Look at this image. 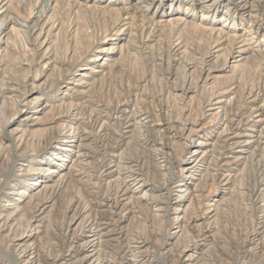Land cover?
I'll return each instance as SVG.
<instances>
[{
    "label": "rangeland",
    "instance_id": "obj_1",
    "mask_svg": "<svg viewBox=\"0 0 264 264\" xmlns=\"http://www.w3.org/2000/svg\"><path fill=\"white\" fill-rule=\"evenodd\" d=\"M213 1L2 0L0 89L5 83L4 86L13 90H0V211L3 215H8L14 209L13 203L23 209L0 231V264H20L18 251L26 247H37L43 257L50 258L58 252L67 255L68 247L58 248L57 245L67 227L78 231L84 215L95 204H99L107 193L116 189V186L110 187L112 183L107 184L101 176L103 168L118 155L132 157V164H138L141 158L137 156L141 149L146 154L148 148H151L149 145L140 146L142 131L137 128V122H145L149 126L150 136L162 137V141L168 145L163 150L174 157L170 164H166L160 157L149 160L150 163L147 158L146 161L141 160L139 166L142 165V178H148L151 183L132 193L131 201H136V204L139 201L138 205L144 204V200L140 201L137 197L144 190L162 197L169 195L173 200L175 195L172 194L178 193L181 180H187L186 174L189 173L187 170L181 172V168L193 165V159L201 156L205 149L209 150V143L223 128L221 122L218 126L207 122L208 119L203 115L208 108L202 107L201 103L215 89L230 90L232 87L235 88L227 97L233 96V105L243 104L248 93H253L257 102L264 99V21L258 22L261 26L258 24L254 33L247 35L245 31L253 18L241 7L251 0H219L220 5L215 9L211 6ZM204 5L210 7L208 12L203 9ZM209 26L215 29L208 30ZM239 35L242 36L238 37ZM243 37L248 39L246 42L251 41L249 45L240 42ZM113 46L118 49L110 50L109 47ZM247 47L249 50L238 51ZM239 53L245 54V59L231 63V57ZM100 56L103 59L96 61V57ZM205 59H209L208 63L216 67L228 64L230 67L216 71L215 79L202 84L197 78L199 67H202ZM192 64L197 67L195 70ZM79 81L83 83L81 86L73 85ZM188 84L193 85L192 90L183 95L181 88ZM68 86H74L75 90H68ZM18 99L26 106L21 107V112L17 113L16 108L19 107L14 100ZM43 105L41 111L33 112L35 114L32 115L36 118L33 121L26 120L31 123L25 124L24 117L30 115L34 108L38 109ZM72 106L79 107L82 122L80 130L76 131L82 137L86 136L80 144L86 145L89 151L91 149L87 160L93 163H89V170L82 174L72 169L69 173L68 168L62 171L66 172L64 185L54 194L50 202L51 208L41 214L43 220L39 223L34 221L35 216L32 217L31 210L24 204L28 200L27 196L19 200V195L15 194L18 189L29 187L34 179H45V166L52 168L55 166L54 162H59L49 154L51 146L56 145L55 140L49 139L57 136L56 134L65 135L63 139L66 142L60 146L68 149L67 153L62 152L66 154L63 157L68 167H74L71 160L76 157L75 154L80 153V150L88 151L75 146L78 144L76 131L73 134L76 124H67L63 117L66 113L69 114ZM245 107L236 118L239 123L235 121V125H242L246 121L250 108L248 105ZM117 110L135 111L137 117L128 122L124 116L120 117L119 112L116 113ZM118 116L120 118L116 119ZM196 123L210 124L207 129L213 132L205 135L199 133L200 137L192 139L194 134H191V130ZM260 124L255 128L260 129L262 126L264 129V123ZM244 127L252 129L248 124H243L241 129ZM21 129L26 131L23 133ZM223 139L224 137L218 139V145L225 143ZM197 140L207 144L198 147L195 144ZM144 146H148L147 151ZM197 148L202 152L191 154ZM209 154L216 155L210 151L205 157ZM156 164H166L167 170L176 175L169 189L163 184L162 170L157 169ZM255 166L253 160L237 167V176L233 179V184L229 185L232 189L217 197L224 198V204L218 207L215 216L209 219L210 222L208 216L204 218L196 199H193L195 197L191 202L188 198L183 202L181 207L193 204V209L190 210H193L191 214L197 219L195 228L202 227L207 231L206 241L197 240L199 237L192 234V240L196 239L194 242H204L195 255L204 258L211 255L212 259H207L210 262L214 259V264H241V234L263 216L261 212L251 213L244 194H241L255 173ZM115 181L113 185L117 183ZM151 186H154V190H149ZM129 195L130 193L127 194ZM211 198L210 196L209 199ZM7 203L10 206L3 210ZM170 206L169 226L161 224L158 218L150 216L145 210L141 214H129L130 219L121 224L125 232L135 235L139 240H145V246L141 249L148 253L147 259L156 261L157 264H171L166 258V247H170L168 242H174L172 231L176 228L175 219L180 212L173 205ZM75 215L78 220L72 225L70 221ZM38 223L40 226H34ZM30 228L35 230L28 232ZM25 232L31 236L24 238L19 244L12 241L13 236L18 237ZM114 236H118V233ZM182 236L179 241L176 240L179 249L193 243L192 236L190 239L187 235ZM258 260L260 259L252 257L249 261L264 264V260H260L262 263Z\"/></svg>",
    "mask_w": 264,
    "mask_h": 264
},
{
    "label": "bare ground",
    "instance_id": "obj_2",
    "mask_svg": "<svg viewBox=\"0 0 264 264\" xmlns=\"http://www.w3.org/2000/svg\"><path fill=\"white\" fill-rule=\"evenodd\" d=\"M1 2L2 0H0V4ZM3 5L4 4L0 5V13L3 11L2 9ZM219 5H220L219 0H214L211 3V6H213L214 9ZM241 8H244V12H247L248 16L250 18H253L251 21H249L248 30L246 29L245 31L247 35H249L257 28V25L259 24L258 22H260L261 20L264 21V0H251L249 4L244 3V5ZM203 9L208 12L210 10V7L204 5ZM209 29L213 30L215 28L213 26L212 28L209 26L208 30ZM229 35L232 36L231 34ZM240 36L242 35H239L238 37ZM240 40L239 41L242 42V44H246V45H249L251 42L250 40L246 42V40H248L246 37H243ZM116 48H117L116 46L109 47L110 50H114ZM245 50H249L248 47L246 49L245 48L238 49L239 52H243ZM100 59H103L102 56L96 57L95 60L97 61ZM243 59H245V54L239 53L231 57L232 60L231 63L236 61L238 62V60L243 61ZM208 62H210V60L208 59L206 61L205 59L202 62V67H199L200 73L198 76L199 78H197V80L199 79V81H201L202 84H207L210 80L212 81L213 79H215L217 76L215 74L217 73L216 71L230 67V64L224 66L220 65L222 67H216L214 64L210 65ZM233 66L234 64L231 67ZM194 68L197 67L196 66L194 67L193 65V70H195ZM83 76H87V75H83ZM82 84L83 83L79 81L78 83L76 82L73 85L81 86ZM4 85H2V88L0 89L1 91H3L4 89H7L9 91L13 90L11 87H7ZM191 85L188 84V86L186 85L182 87L181 93L183 95H187L189 92H191L192 90ZM73 87L68 86L67 89L73 90L74 89ZM234 88L235 87H232L230 90H228V88H226L227 90L225 88H219L217 90L215 89L214 93H212L208 99H206L201 103L202 107H205L206 109L208 108L207 113L203 115L205 116L204 118L208 119L207 122H210V124L214 123V125L216 124L217 126L218 123L221 122V124H223V128L219 131V133H217L218 136L216 138L214 137L213 141L209 143L211 147L209 150L205 149L202 152V151H198L197 148L191 151V154H195L198 152H202V154L201 156H198L195 159H193L194 160L193 165L187 167L185 166L181 168V172L183 170H187L189 173L186 174L187 180L185 179L181 180L180 182L181 185L178 188V193L172 194L175 195V198L173 200L172 198H170L169 195L162 197V196H158L157 194L154 195L153 193H147V191L144 190L140 195L137 196L140 199V201L144 200L143 202L144 204L138 205L139 201L137 204L136 201L135 202L131 201L132 193L136 192L141 188H144L145 186L151 183L150 181H148L149 180L148 178L147 179L142 178L143 176L141 170L142 168H140L142 165L139 166L141 160L144 159L146 161L147 158L148 163H150L149 160L153 161L154 159L160 157L163 158L166 164H170L174 157V155H172L171 157V154H169V152L167 153L165 152V150H163L166 147L168 148V145L165 141H162V137L158 138L157 136L154 135L150 136L148 134L150 132V130L148 129L149 126L145 122H141V121L137 122L138 124L137 128H140V132L142 131L141 133L142 138H140V142H141L140 146L149 145L151 148L149 149L147 146L148 148L147 151V148L145 146L143 147L146 148L145 149L147 151V153L145 152L146 154H143L144 152L142 153V151L144 150L141 149L142 150L141 153H139V155L137 156L138 158H141V160L140 161L137 160L139 163L135 161L138 164H132V160H133L132 157L118 155L115 156L116 157L115 159H111L109 161V164L107 165L106 168H103L104 170H102L100 173L101 176L106 181V183L107 182L112 183L110 184V187L116 186L115 187L116 189L112 193H107L106 195L104 194L105 197L102 199V201L99 204H95V206L91 208V210L84 215V217L81 220V227L78 231L74 230L71 227H67L66 232L63 234L64 236L62 235L61 240H58L57 243L58 248L59 246H61V248L68 247L67 255L64 256L62 253L58 252L57 254L55 253V255H52L50 258L43 257L39 253L37 247H33V248L26 247L25 249L22 248L21 250L18 251L17 256L19 258L20 264H157L156 261L153 262V260L147 259L148 253H146V251H143V249H141L143 245L145 246V240H139V238L136 237L135 235L125 232V229H123L124 226L123 225L121 226V224L125 220H128L129 214L131 215L132 213L141 214L145 210V212L150 213V216L152 215L153 217L158 218L159 219L158 221L161 224H164L165 226H169L170 220L168 219V214L171 212L172 209L170 208L171 207L170 205H173L172 207H174L175 210H179L180 213L177 214L178 217L175 219L176 228L174 231H172L173 238H175L173 239L174 242L167 243V245L170 246L169 248L165 246L166 258L168 259V261H170L171 264H177V263L214 264L213 262L214 259L212 260L213 263L207 259V258L212 259L213 256L211 255L207 256V258H204L199 255H195L196 252H198L197 249H199L201 244H204V242L203 243L194 242L196 239L194 241L192 240L194 237L192 234L194 233L196 237H199L197 240L206 241L207 231H205L202 227L195 228L197 219L194 215L191 214L193 210L192 211L190 210L191 208L193 209V204L186 203L187 205L184 204L185 207H181V205L183 204L184 201H186L187 198L189 202H191L192 198L195 197L193 199H196L198 203V207L200 208L202 214H204L205 216L204 218H207L208 216V222H210L211 220L209 221V219L215 216V213H217L218 211L217 210L218 207L221 204H224V198L222 197L217 198V197L222 193H228L232 189L229 188V185L231 183L233 184V179L235 178V176H237L235 173L236 170L238 169L237 167L244 164L246 165L248 161L253 162V160L256 163V166L254 168L255 173L253 171L254 174L253 176L251 175L252 178L250 179L249 182L247 181L248 185L244 187V190H242L241 194H244L243 195L244 200L248 204L251 213L261 212L260 214L263 216L260 217V220L253 222L251 227L248 226L249 229L241 234V236L243 235V239L241 237L242 242L240 244L241 245L240 258H241V264H255V261H249L250 258L252 257L259 258L260 260H264V131H263L264 129L262 128V126L260 129L255 128L260 123L262 122L264 123V99H262L261 102L260 101L257 102L253 98L254 97L253 93L252 94L248 93L243 104L238 106L233 105V103L235 104L234 101H231L232 99L234 100L233 96L231 98L228 97L230 95L229 93H231ZM1 96L2 93L0 92V97ZM255 98H256V93H255ZM14 102L15 105L17 104V106L19 107L16 108L17 113L21 112L22 110L21 107L24 108L26 106V104L22 103V101L19 99L14 100ZM70 105L71 103L69 104V106ZM247 105L250 108V111L249 114L246 115L245 117L246 121L243 124H248L252 126V129H248L246 127L241 129L243 124L241 123L242 125H235L236 123L235 121H238L236 120V118L241 114L243 107L245 106L247 107ZM73 106L76 105L73 104ZM43 107L44 105L38 109L34 108L31 111L30 115L24 117L23 119L25 120L24 123L26 124L29 121H33L36 118L35 116L32 115L35 114L33 112L41 111ZM78 108L77 107L70 108L71 110H69V114L66 113V115H63V117H65V119L67 120V121L65 120L67 124H76L74 126L73 134L76 130L78 129L80 130L81 122H82L81 117L79 116L80 111H78L79 110ZM117 112L120 113V117L124 116L123 118L127 119L128 122H130L131 120L134 121V119H136L137 117L135 111L130 112L125 110L122 112L121 110H117L116 113ZM120 117L118 116L116 117V119ZM252 117H255L254 118L255 120ZM237 123H239V121ZM210 124L196 123L194 125V128L191 130V134H194L192 136V139L195 136L200 137L199 133H203V135H205L207 132H213L212 130L209 131L207 129L210 126ZM170 126L172 127L171 124ZM217 126H215L214 128H217ZM65 127L66 126H64V128ZM24 131L26 130L24 129ZM24 131L22 132L24 133ZM76 134H77L76 141L78 142V144H75V146L78 148H86L85 147L86 145L80 144V141L84 140L86 136L82 137V134H80L79 131L78 132L76 131ZM56 135L57 136L52 138L49 137L50 138L49 140L53 139L55 140L54 143H56V145L54 146L52 145L53 147L51 146V150L49 154L50 156H53V158H57L59 162L58 163L54 162L55 166H53L52 168L45 166V168L43 169L44 174L47 175L45 179L42 178L34 179L31 183H29V187L24 188V190L20 188L17 190L15 194V195H19L18 198L19 200L23 199L24 196H27L28 200L27 202H24V204H26L27 208L31 210V213L33 214L32 217L35 216L34 221H37L39 223H41L43 220L42 219L43 216L41 217V214H43L47 208L49 209L51 208L50 202L53 199L54 194L64 185L65 182L64 178L66 177V172L63 173L62 171L68 168L67 172L69 173H70V169H72L73 171H78V173L82 174L84 173L83 171L89 170V167L92 162L87 160L88 158H90L89 152L91 151V149L89 151L86 148L88 151L80 150L81 152L75 154L76 157L71 160L74 167L72 165L68 167V165L64 162L65 159L63 157L66 154L64 155V153H62V152L67 153L66 151L68 149H64L62 148V146H60L62 145L63 142H66L63 139L65 138V135L62 133ZM222 137H224L223 142L225 143L224 144L221 143L218 145L217 141L218 139L220 140V138ZM184 139L187 140V137H185ZM1 140H2V136L0 134V142ZM195 144L196 146L199 147L202 146V144H207V143H202L197 140ZM250 148L253 150L252 151L249 150ZM93 149L96 150L95 148ZM210 151L212 153H215L216 155L209 154V156L205 157L208 154V152L210 153ZM152 161L151 164L153 163ZM166 164L165 165L156 164L155 167L159 170H162L163 184L167 189H169L172 180L176 179V175L170 172L169 169L167 170L168 167H166L167 166ZM114 181L117 183H114L113 185ZM103 185L106 186L105 184ZM190 185H192L193 187L190 188ZM33 186L36 187L32 189L31 187ZM241 188L243 189V187ZM149 190H154V186H151ZM28 191H32V192L28 194L27 193ZM128 193H130L129 196H127ZM210 196L212 197L211 199H209ZM134 203L135 205H132ZM13 204L14 206L13 205L12 206L14 209L8 215H3L2 214L3 212L0 211V231L4 230V228H6L9 225V222H11V220L14 218V215L19 213L23 209L21 206L19 207L15 205V203ZM9 206L10 204L7 203L5 207H3V210ZM36 212L38 213L34 215V213ZM38 216L40 217L37 219L36 217ZM77 220H78V216L75 215L74 218L71 219L70 224L73 225ZM39 223L34 226L37 227L40 226ZM33 230L35 229L30 228L28 229V232H31ZM36 232L37 231H34V233ZM114 233L115 234L118 233V236H114L115 235ZM182 235L189 236V239L190 236H192L191 242L193 243L190 245H184L181 249H179L180 247L178 248L176 240L178 239L179 241V238ZM29 236L31 235L30 234L28 235L25 232L20 234L18 237L13 236L11 239L12 241H15V243L19 244L24 238H29ZM58 238L59 237H57V239ZM52 244L54 245V243ZM187 251H190V253H188ZM244 259H246V261ZM260 262L262 263V261Z\"/></svg>",
    "mask_w": 264,
    "mask_h": 264
}]
</instances>
